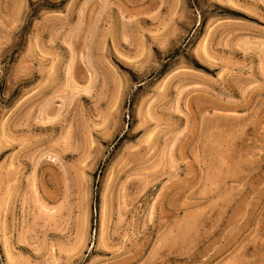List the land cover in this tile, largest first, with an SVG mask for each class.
Instances as JSON below:
<instances>
[{
  "label": "rangeland",
  "instance_id": "1",
  "mask_svg": "<svg viewBox=\"0 0 264 264\" xmlns=\"http://www.w3.org/2000/svg\"><path fill=\"white\" fill-rule=\"evenodd\" d=\"M0 264H264V0H0Z\"/></svg>",
  "mask_w": 264,
  "mask_h": 264
},
{
  "label": "bare ground",
  "instance_id": "2",
  "mask_svg": "<svg viewBox=\"0 0 264 264\" xmlns=\"http://www.w3.org/2000/svg\"><path fill=\"white\" fill-rule=\"evenodd\" d=\"M36 127V126H35ZM42 128V127H41Z\"/></svg>",
  "mask_w": 264,
  "mask_h": 264
}]
</instances>
